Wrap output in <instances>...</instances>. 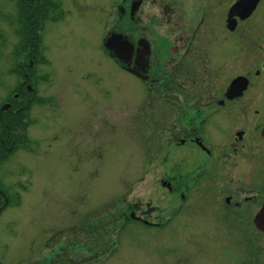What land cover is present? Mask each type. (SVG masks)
I'll use <instances>...</instances> for the list:
<instances>
[{"label":"rangeland","instance_id":"1","mask_svg":"<svg viewBox=\"0 0 264 264\" xmlns=\"http://www.w3.org/2000/svg\"><path fill=\"white\" fill-rule=\"evenodd\" d=\"M19 1L0 0V191L8 197L0 209V264H40L54 256L58 258L48 264H264V233L252 223L258 203L227 207L232 213L225 217L228 210L221 195L228 192L216 188L221 183L216 179L206 184L220 192L196 191L174 217L170 215L179 203L170 204L169 194L159 184L170 168L162 101L155 95L144 97L139 80L109 66L102 55L101 36L107 23L102 11L111 9L113 0H61L64 20L52 34L48 26L41 38V47L49 45L54 54H61L48 58L56 75L38 79L36 87L40 96L51 89L58 93L57 102L64 103L58 115L49 117L43 111L45 123L35 120L24 129L18 124L15 105L1 110L18 89V61L27 64V50L23 53L21 48ZM181 1L175 12L182 17L181 8L190 1ZM220 1L217 10L231 2H214ZM85 5L93 8L91 24L86 14L75 13ZM177 6L171 5L173 10ZM65 7L73 16H66ZM154 10L162 12L148 5L142 14L150 16ZM216 14L208 19L209 25L223 17ZM115 19L113 15L112 23ZM161 22L160 29L170 28L165 20ZM145 23L155 31L156 23ZM207 39L213 52L215 41L226 40L229 47V77L216 83L220 90L229 78L251 67L254 58L264 59V9L244 28L234 33L210 31ZM48 66L40 64L39 73L47 72ZM83 86L82 98L90 103L81 110L72 107L81 98V92L74 96L73 91ZM41 101L32 103L28 115L41 111ZM84 113L89 116V135L81 125ZM73 135L74 141L67 142ZM36 140L43 147L36 146ZM5 141L10 152L2 147ZM132 205L149 213L144 218L151 226L162 224L149 228L128 223Z\"/></svg>","mask_w":264,"mask_h":264},{"label":"flooded vegetation","instance_id":"2","mask_svg":"<svg viewBox=\"0 0 264 264\" xmlns=\"http://www.w3.org/2000/svg\"><path fill=\"white\" fill-rule=\"evenodd\" d=\"M166 1L167 3L162 0H113L111 9L102 11L107 23L101 36V46L114 33L124 36L130 48L124 55L123 64H120L116 58L115 49L105 50L103 47L102 55L107 58L109 66L117 67L139 80L146 91L144 97L152 98L155 95L162 101L164 113L162 112L161 118L164 120L162 126L165 131V152L170 168L167 177H162L159 184L161 187L165 186L166 193L172 200L169 201L170 204L176 201L179 203L177 207L172 206L173 212L170 215L174 217L176 210H181L184 206L185 200L199 190L210 195L220 191L228 192L221 195L225 209L246 206L252 202L254 205L258 203L259 209L264 202V137L261 136L264 127V91L262 90L264 59L254 58L251 67H245L243 71L229 78L222 89L216 90V83L225 76L229 77V47L226 40L215 41L213 52L207 37L210 31L217 33L228 31V26L233 21L235 27L230 31L231 33L244 28L254 14L264 9V0L250 1L255 4L251 15L243 18L234 15L230 19H228L230 9L239 0H231L224 10L220 8L217 10L221 1L215 4V0H212L211 6V0H189L191 3L181 8L183 18L177 16L175 12L181 6L178 3L181 0ZM62 2L61 0H24L23 5L27 8L28 14L26 23L32 33L30 40H36V43L39 42L38 45H41L43 41L41 38L47 32L48 26L52 28L49 30L51 34L56 31L54 26L64 20L65 12L61 10L64 6L59 7ZM176 3L178 6L173 10L171 5L175 6ZM148 5L155 7L157 11L159 8L162 12L157 13L154 10V14L143 16V8ZM65 9L66 16H73L71 10L68 11L66 7ZM244 11L238 10L239 14ZM92 12V5H85L84 9H79L75 13L79 16L86 14L87 19H90ZM213 13L214 15L217 13L218 17L223 15L224 18L220 19L223 23L219 19L215 21L212 19L213 22L209 25L208 19L213 17ZM112 14L116 16L114 23L111 21ZM165 14L167 15L163 19L160 15ZM173 17L178 21H172ZM162 20H165L170 28L160 29L163 27ZM87 21L91 24L92 20ZM146 21L157 24L153 27L156 28L155 31L147 26L149 24H146ZM51 43H55L53 38ZM30 45L31 48L24 56L27 64L18 61L17 69L21 72L20 82L18 90L12 95V101L9 102L10 105L16 106L14 112L18 117V124L19 126L22 124L24 129L26 123L33 125L35 120L37 124L45 123L47 117L43 111L49 114V117L58 115L57 109L61 110L64 104L57 102L59 95L54 90L51 89L47 95L40 96L36 88L38 79L47 77L50 79L53 74L56 75L52 70L54 63L48 60L49 56L51 59L53 56L59 58L61 54L59 52L54 54L53 48L49 45L39 50L34 42ZM235 46L236 43L233 42L231 47ZM95 48L99 52V47L95 46ZM92 52L93 49L87 55L90 57ZM40 63L50 66L45 69L47 72L39 73ZM28 69L29 74L26 72ZM235 78H245L247 86L240 96L228 98L226 92ZM94 85L96 87L97 83ZM84 91H86L85 86L77 87L76 91H73L74 96L81 92V98L78 100L80 104H73L72 107L80 106L82 110L83 104L90 103L85 99ZM83 92L85 102H82ZM40 99H42L39 102L41 111L28 115L32 103ZM88 118V113H84L81 120L87 135H89V123L86 122ZM37 138L42 139L39 136ZM52 140L57 142L58 138L54 136ZM73 141L74 135L67 140L69 143ZM7 143L5 141L2 147L9 152L11 147L7 146ZM36 146L43 147L38 140ZM213 179L221 182L220 187H216L220 191H216L215 186L206 184L210 183L208 180ZM259 198L262 199L257 202ZM5 201L4 193L0 192V209L2 203H7ZM131 207L133 210L128 213L129 217L130 214L133 216L134 213H138V216L143 218L141 221H148L144 217H149V213L141 210L137 205ZM227 213L231 214L232 211L228 210L223 215L227 216ZM160 224L162 223H156V225Z\"/></svg>","mask_w":264,"mask_h":264},{"label":"water","instance_id":"3","mask_svg":"<svg viewBox=\"0 0 264 264\" xmlns=\"http://www.w3.org/2000/svg\"><path fill=\"white\" fill-rule=\"evenodd\" d=\"M251 0H240L237 5L230 9L229 15H238L239 17L248 16L251 12L253 7V3L250 2ZM239 9L245 10L244 12H238ZM233 25V24H232ZM230 25L229 30H232L234 26ZM104 47L108 49H115L117 53V58L124 63L123 58L126 54L127 50H129L130 46H128L127 41L124 39L123 36L112 34V36L104 42ZM229 90L226 94L228 97L237 96L243 91L246 84L243 83L241 78L234 79L230 84ZM3 107L2 109H5ZM262 136L264 137V128L262 130ZM252 223H254L255 228L260 232H264V203L260 207L258 213L254 217Z\"/></svg>","mask_w":264,"mask_h":264},{"label":"trees","instance_id":"4","mask_svg":"<svg viewBox=\"0 0 264 264\" xmlns=\"http://www.w3.org/2000/svg\"><path fill=\"white\" fill-rule=\"evenodd\" d=\"M23 4H24V0H20L19 3H18V8H20L18 22L20 23V21H21L22 30H23V33H24V34H22L23 35V40H24V42H23L24 47L23 46L21 47V48H23L22 51L24 53L25 49L28 52V49L31 48L30 43L34 42L36 44V46H37L39 44V42L36 43L37 42L36 40H34V41L30 40V37H31L30 35H32V33H31V30L28 29L29 25L26 23V20H27L26 18L28 16V14L26 12L27 8ZM35 28H37V27H35ZM38 47H39V45L37 46V50H38ZM17 68L18 67H16V69H15L16 71L15 72L19 73V75H21V72H19V69H17ZM26 72L29 74L30 73L29 69Z\"/></svg>","mask_w":264,"mask_h":264}]
</instances>
